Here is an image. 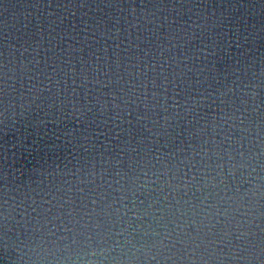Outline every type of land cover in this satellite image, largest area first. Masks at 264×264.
Instances as JSON below:
<instances>
[{"label":"water","instance_id":"obj_1","mask_svg":"<svg viewBox=\"0 0 264 264\" xmlns=\"http://www.w3.org/2000/svg\"><path fill=\"white\" fill-rule=\"evenodd\" d=\"M0 264H264V0H0Z\"/></svg>","mask_w":264,"mask_h":264}]
</instances>
